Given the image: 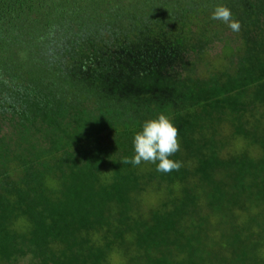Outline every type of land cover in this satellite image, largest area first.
Wrapping results in <instances>:
<instances>
[{"label":"trees","instance_id":"16d2710c","mask_svg":"<svg viewBox=\"0 0 264 264\" xmlns=\"http://www.w3.org/2000/svg\"><path fill=\"white\" fill-rule=\"evenodd\" d=\"M0 264H264V0H0Z\"/></svg>","mask_w":264,"mask_h":264},{"label":"clouds","instance_id":"9594fccd","mask_svg":"<svg viewBox=\"0 0 264 264\" xmlns=\"http://www.w3.org/2000/svg\"><path fill=\"white\" fill-rule=\"evenodd\" d=\"M231 11L224 6L217 7L213 14V20H221L228 24L232 31H239L240 23L232 20ZM134 155L124 157L122 164L139 166L141 162L156 164L158 172L167 174L179 171L182 167L180 161L169 159L180 150L178 129L164 115L160 114L156 119L147 120L142 125V131L133 137Z\"/></svg>","mask_w":264,"mask_h":264}]
</instances>
